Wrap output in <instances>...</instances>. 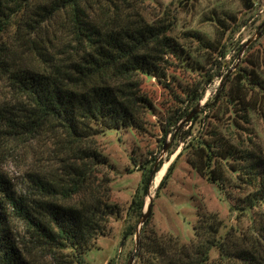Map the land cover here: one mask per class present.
I'll list each match as a JSON object with an SVG mask.
<instances>
[{"label":"trees","instance_id":"1","mask_svg":"<svg viewBox=\"0 0 264 264\" xmlns=\"http://www.w3.org/2000/svg\"><path fill=\"white\" fill-rule=\"evenodd\" d=\"M88 1L0 0V83L10 91V98L0 101V155L10 141L37 134L60 137L67 149L58 164L62 176L31 175L24 196L0 170V264H44L45 258L51 264H89L84 255L105 235L109 220L120 215L110 192H99L91 179L96 167L107 163L91 147L92 138L108 131L141 129L143 114L153 108L139 92L140 77L162 83L170 79L167 72L172 67L202 71L165 24L119 12L121 5L115 4L118 13L112 14L124 15L116 24H100L92 19ZM263 2L242 0L250 13L264 7ZM212 21L221 26L222 39L235 31L218 18ZM194 37L217 56L208 58L209 69L177 98L168 126L190 112L187 103L197 105L222 67L225 45L212 48L198 34ZM219 105L226 107L232 129L247 133L253 117L264 121V55L245 59L205 103L206 108ZM213 118L221 121L216 114ZM197 119L198 115L192 116L188 124ZM169 131L165 129L164 135ZM180 141L186 163L222 191L231 211L247 225L241 232L229 229L220 234L217 215L202 211L197 213L193 238L182 243L175 236H157L145 221L135 264H264V150L250 137L246 143L231 141L215 128L194 138L185 132ZM152 168L153 164L142 172L131 197L128 210L135 220L124 236L131 235L142 214ZM228 188L236 192H227Z\"/></svg>","mask_w":264,"mask_h":264},{"label":"rangeland","instance_id":"2","mask_svg":"<svg viewBox=\"0 0 264 264\" xmlns=\"http://www.w3.org/2000/svg\"><path fill=\"white\" fill-rule=\"evenodd\" d=\"M88 3L92 19L100 24H116L120 20L121 13L112 14L113 11L118 13L113 4L121 5L119 12H130L148 23L165 24L170 30L169 35L192 60L198 62L202 71H183L179 67H172L167 72L170 79L162 83L151 77H140L139 92L150 101L153 108L151 112L143 114L141 129L108 131L92 138L91 147L104 156L107 163L97 166L91 179L99 192H110V201L118 205L120 215L109 220L105 235L97 238L94 247L84 255V260L89 264H107L111 260L112 264H126L131 254L135 258L134 233L140 217L131 235L124 236V230L133 225L135 217L128 207L131 197L137 192L142 172L151 164H160V167L148 184L142 212L151 199L146 221L157 236L171 235L187 243L193 238L197 213L202 211L217 215L222 223L220 234L229 229L241 232L247 220L231 211L230 201L225 199L222 191L186 163V154L182 152L184 143L180 137L190 132L194 138L208 134L215 128L231 141L237 139L238 142L246 143V138L250 137L253 143L264 150L263 120L253 117L251 125H246L249 128L246 133L229 126V115L224 105L217 106L219 109L205 107L206 101H212L237 67L243 66L245 59L256 60L264 55V10L261 13H250L243 7L242 0H89ZM213 18H218L227 27L233 26L234 33L222 39V28L212 21ZM195 34L212 48L225 45L222 67L216 70L197 103L201 106L194 114L198 115L196 122L188 124V121L179 120L174 126H168L169 117L177 107V98L209 69L208 58L217 56L199 44ZM253 36L254 39L245 46ZM8 98L10 91L0 83V101ZM195 106L187 103L186 110L191 111ZM215 114L221 117V121L217 122L213 118ZM167 128L171 131L164 135L163 131ZM54 137L50 134H37L31 138H19L7 143L2 150L0 170L10 178L21 196L29 193L27 186L31 175L45 179H58L62 176L58 164L60 159L65 158L67 149L60 137ZM163 148L165 151L162 153ZM179 152L181 154L174 162L164 185L160 190L157 189L168 166ZM142 166L144 170L140 169ZM227 192L236 191L228 188ZM236 231L232 232L235 234ZM211 254L215 256V252ZM43 263L51 264L50 258L43 259ZM132 264H135L134 259Z\"/></svg>","mask_w":264,"mask_h":264},{"label":"water","instance_id":"3","mask_svg":"<svg viewBox=\"0 0 264 264\" xmlns=\"http://www.w3.org/2000/svg\"><path fill=\"white\" fill-rule=\"evenodd\" d=\"M254 39V36L248 40L246 43H245V46L248 45L252 40ZM244 46V47H245ZM199 106H201L200 104H197L193 110H191L183 119V121H189L191 119V117L197 113L198 109H199ZM165 151V149L163 148L162 149V153ZM155 164L153 165V168H152V171L150 173V180L153 176V174L156 172L155 171ZM150 182V181H149ZM150 205H151V199L149 200V202L147 203L146 205V208H145V211L142 212V214L140 215V218L138 219V222H137V226H136V230H135V233H134V249H133V253L136 252L137 250V245H138V236H139V232H140V228L141 226L145 223L149 213H150ZM133 259H134V254H131L129 257H128V260L126 262V264H132L133 263Z\"/></svg>","mask_w":264,"mask_h":264},{"label":"built area","instance_id":"4","mask_svg":"<svg viewBox=\"0 0 264 264\" xmlns=\"http://www.w3.org/2000/svg\"><path fill=\"white\" fill-rule=\"evenodd\" d=\"M264 10V7H260L257 13H261Z\"/></svg>","mask_w":264,"mask_h":264}]
</instances>
